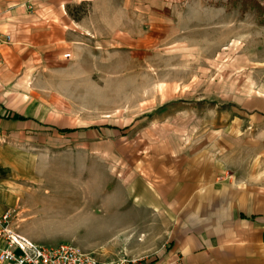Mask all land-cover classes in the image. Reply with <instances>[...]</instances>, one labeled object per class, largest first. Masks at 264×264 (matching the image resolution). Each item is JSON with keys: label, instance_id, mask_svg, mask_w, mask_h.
<instances>
[{"label": "rangeland", "instance_id": "rangeland-1", "mask_svg": "<svg viewBox=\"0 0 264 264\" xmlns=\"http://www.w3.org/2000/svg\"><path fill=\"white\" fill-rule=\"evenodd\" d=\"M178 9L165 36L149 29L148 46L100 43L97 66L45 62L38 85L53 124L44 141L0 136V214H12L11 227L42 247L73 245L102 260L148 262L164 247L169 220L137 222L127 207L133 184L121 178L123 163L149 144L137 135L167 134L186 149L207 139L206 114L264 95V0H188ZM93 52L82 51V63ZM101 128L109 136L88 139Z\"/></svg>", "mask_w": 264, "mask_h": 264}, {"label": "crops", "instance_id": "crops-1", "mask_svg": "<svg viewBox=\"0 0 264 264\" xmlns=\"http://www.w3.org/2000/svg\"><path fill=\"white\" fill-rule=\"evenodd\" d=\"M187 2L0 0V34L11 35L8 44H0V136L44 141L45 130L53 124L38 85L45 62L52 67L55 61L66 68L97 66L102 59L95 56L100 50L94 46L100 43L148 46L149 29L165 36L173 12ZM93 50V60L82 63L81 52ZM29 74L30 90L25 88ZM235 103L209 119L206 114L202 123L211 126L207 139L186 149L174 147L173 136L167 134L137 135L140 143L149 144L134 146L130 162L123 163L121 178L126 188L133 184L129 214H139L137 222L165 216L171 225L167 242L151 260L264 264V95ZM167 118L166 126L171 122ZM86 134L100 141L109 136L103 128ZM131 170L134 174L127 177ZM24 235L33 239L29 232Z\"/></svg>", "mask_w": 264, "mask_h": 264}, {"label": "built area", "instance_id": "built-area-1", "mask_svg": "<svg viewBox=\"0 0 264 264\" xmlns=\"http://www.w3.org/2000/svg\"><path fill=\"white\" fill-rule=\"evenodd\" d=\"M11 35L0 34V44H8ZM68 57V56H67ZM12 214H0V264H159L155 260L99 259L73 245L42 247L11 227Z\"/></svg>", "mask_w": 264, "mask_h": 264}, {"label": "trees", "instance_id": "trees-1", "mask_svg": "<svg viewBox=\"0 0 264 264\" xmlns=\"http://www.w3.org/2000/svg\"><path fill=\"white\" fill-rule=\"evenodd\" d=\"M261 6L258 5V8H260ZM262 9V8H261ZM62 132L64 133H71L72 131H74L73 129L69 130V129H64V130H61Z\"/></svg>", "mask_w": 264, "mask_h": 264}]
</instances>
